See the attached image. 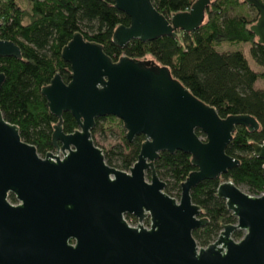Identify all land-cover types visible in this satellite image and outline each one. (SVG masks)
I'll return each instance as SVG.
<instances>
[{
    "label": "water",
    "instance_id": "95a60500",
    "mask_svg": "<svg viewBox=\"0 0 264 264\" xmlns=\"http://www.w3.org/2000/svg\"><path fill=\"white\" fill-rule=\"evenodd\" d=\"M114 1L130 17L129 26L119 25L113 33L120 47L194 33L213 4L195 0L189 10L166 17L152 0ZM244 1L259 13L250 30L264 45V0ZM0 57L21 59L22 50L0 39ZM62 57L71 65V80L66 83L57 72L42 88L59 119L52 137L56 153L41 156L0 109V264H264V193L249 194L224 178L240 164L227 153L237 127L259 130L257 119L250 114L223 118L169 67L128 56L115 61L80 32ZM5 79L0 73V87ZM66 112L77 121L73 132L63 129ZM108 115L123 121L130 142L145 136L128 171L109 165L93 139L96 120ZM252 147L264 159V141ZM164 151L188 153L196 167L182 182L179 199L165 191L155 166ZM206 179H221L217 196L237 222L223 224L218 237L201 246L194 231L209 219L192 190ZM11 194L16 205L9 202ZM127 214L139 223L131 225ZM238 230L244 232L240 239L233 236Z\"/></svg>",
    "mask_w": 264,
    "mask_h": 264
},
{
    "label": "trees",
    "instance_id": "16d2710c",
    "mask_svg": "<svg viewBox=\"0 0 264 264\" xmlns=\"http://www.w3.org/2000/svg\"><path fill=\"white\" fill-rule=\"evenodd\" d=\"M166 17L187 11L195 0H152ZM259 17L254 6L244 0H213L202 26L194 33L179 32L178 37L165 35L152 41L133 40L125 47L112 41L119 25H130V17L115 7L114 0H32L29 7L22 0H0V39L17 43L22 58L0 57V73L6 76L0 87V109L5 119L17 124L23 139L35 145L44 156L55 149L53 131L59 119L47 106L42 88L59 72L63 80H71V65L64 61L62 50L80 32L85 39L99 43L117 61L121 56L140 60L148 55L161 66L169 67L194 95L217 108L221 117L250 114L260 124L251 132L238 126L227 153L240 164L224 175L252 195L264 192V159L255 156L252 144L264 141V45L250 30ZM247 47L259 69H254L246 49L220 50V47ZM63 129L73 132L77 121L69 112L63 114ZM206 138V135L197 130ZM95 143L105 153L109 165L129 170L137 161L144 135L132 142L127 139L124 123L108 115L96 120L92 130ZM113 136L114 143L101 144ZM192 155L183 151H164L155 161L157 172L166 182L165 191L177 199L181 184L196 169ZM150 173L148 174V178ZM221 179H206L192 190L193 201L200 205L209 223L196 229L199 245L213 242L223 224L236 223L226 201L217 196ZM244 189V188H243ZM16 200L14 195L10 196ZM243 231L234 233L236 239Z\"/></svg>",
    "mask_w": 264,
    "mask_h": 264
},
{
    "label": "rangeland",
    "instance_id": "374dc122",
    "mask_svg": "<svg viewBox=\"0 0 264 264\" xmlns=\"http://www.w3.org/2000/svg\"><path fill=\"white\" fill-rule=\"evenodd\" d=\"M22 3H23L25 6L29 7V5H30V0H22ZM228 46H229L228 44L223 45L222 47H220V50H226V49H228V48H227ZM229 47H231V49H246V54H247V57L249 58V61H250L251 66H252L254 69H259L258 65L256 64V62L254 61V59L252 58V56H251L250 53H249V50H248L249 46H247V47H241V46H229ZM151 58H152V56H150V55H148V56L146 57V59H151ZM257 87L264 88V80H263V79H260V80L257 82ZM100 142H101V144H103V145H105V146H108L109 143H114V142H115V139H114L113 136H109L108 138H106V140H101V139H100ZM127 171H128V170H127ZM243 188H244V189H243ZM243 188H242V189L245 190V187H243ZM245 191H246V190H245ZM246 192H247V191H246ZM175 198H176V197H175ZM178 199H179V198H178Z\"/></svg>",
    "mask_w": 264,
    "mask_h": 264
},
{
    "label": "flooded vegetation",
    "instance_id": "af4514ba",
    "mask_svg": "<svg viewBox=\"0 0 264 264\" xmlns=\"http://www.w3.org/2000/svg\"><path fill=\"white\" fill-rule=\"evenodd\" d=\"M52 152H54V153H56L57 152V148L55 147V149L54 150H52ZM46 155V154H45ZM44 155V156H45ZM42 156V155H41ZM11 195H13V194H11ZM10 195V196H11ZM9 196V202L11 203V204H13V205H16L19 201L16 199V200H12L11 199V197ZM126 219L128 220V222L130 223V222H132V223H135L136 221H137V224L139 223V220H138V218H136L134 215H132V214H127L126 215ZM143 224L145 225V226H149V224H150V218L149 217H146L144 220H143ZM244 234V233H243ZM233 236H234V234H233ZM218 237V236H217ZM70 243L71 244H75V240L74 239H71L70 240Z\"/></svg>",
    "mask_w": 264,
    "mask_h": 264
},
{
    "label": "built area",
    "instance_id": "2783aa9c",
    "mask_svg": "<svg viewBox=\"0 0 264 264\" xmlns=\"http://www.w3.org/2000/svg\"><path fill=\"white\" fill-rule=\"evenodd\" d=\"M264 193V192H263ZM131 225H137V221L135 223L130 222Z\"/></svg>",
    "mask_w": 264,
    "mask_h": 264
}]
</instances>
